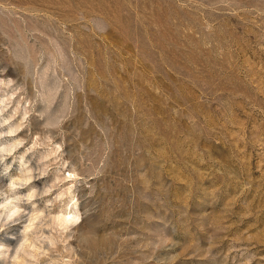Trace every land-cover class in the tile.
I'll return each mask as SVG.
<instances>
[{
    "label": "rangeland",
    "instance_id": "rangeland-1",
    "mask_svg": "<svg viewBox=\"0 0 264 264\" xmlns=\"http://www.w3.org/2000/svg\"><path fill=\"white\" fill-rule=\"evenodd\" d=\"M0 264H264V0H0Z\"/></svg>",
    "mask_w": 264,
    "mask_h": 264
}]
</instances>
